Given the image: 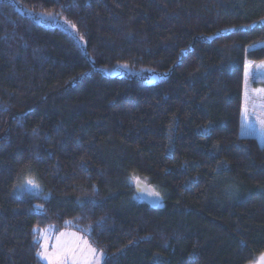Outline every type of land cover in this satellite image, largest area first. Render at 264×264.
<instances>
[{
    "label": "trees",
    "instance_id": "obj_1",
    "mask_svg": "<svg viewBox=\"0 0 264 264\" xmlns=\"http://www.w3.org/2000/svg\"><path fill=\"white\" fill-rule=\"evenodd\" d=\"M247 60L264 61V0H0V264H47L48 227L107 264L255 262ZM122 64L162 76L109 73Z\"/></svg>",
    "mask_w": 264,
    "mask_h": 264
},
{
    "label": "rangeland",
    "instance_id": "obj_2",
    "mask_svg": "<svg viewBox=\"0 0 264 264\" xmlns=\"http://www.w3.org/2000/svg\"><path fill=\"white\" fill-rule=\"evenodd\" d=\"M109 73L112 75L137 76L149 82H154L162 76L157 72L134 68L128 64H122L115 70L109 71ZM242 133L255 135L264 145V61H246ZM40 238L42 241L41 252L46 253L48 257V259H42L47 264H57L62 249L77 246L84 249L85 245L80 243V239L87 241L91 247L97 249L86 236L73 230H63L57 233L53 230V227H48L41 232ZM97 250L102 252L99 249ZM77 256L80 257V264H88L91 260L87 252H84L83 256H80V252H77Z\"/></svg>",
    "mask_w": 264,
    "mask_h": 264
},
{
    "label": "snow or ice",
    "instance_id": "obj_3",
    "mask_svg": "<svg viewBox=\"0 0 264 264\" xmlns=\"http://www.w3.org/2000/svg\"><path fill=\"white\" fill-rule=\"evenodd\" d=\"M73 27L75 26L73 25ZM28 183L32 184L33 182L29 180ZM37 231L39 230L37 229ZM80 243L85 245L84 249H80L79 246L75 248L62 249L60 259L57 264H80V257L77 256V252H80V256H83L84 252L88 253L91 257L88 264H107L108 257L103 252H98L97 249L91 247L85 240L80 239ZM40 255L42 258L48 259L46 253L41 252ZM261 259L264 260V256H262Z\"/></svg>",
    "mask_w": 264,
    "mask_h": 264
},
{
    "label": "water",
    "instance_id": "obj_4",
    "mask_svg": "<svg viewBox=\"0 0 264 264\" xmlns=\"http://www.w3.org/2000/svg\"><path fill=\"white\" fill-rule=\"evenodd\" d=\"M134 189L138 196L146 202L150 207L157 208L160 204V200L158 199L156 193L153 191V189L150 187V185L144 181L142 178H137L135 180ZM264 256V253H262L258 259L251 263V264H264V260L261 259V257Z\"/></svg>",
    "mask_w": 264,
    "mask_h": 264
},
{
    "label": "crops",
    "instance_id": "obj_5",
    "mask_svg": "<svg viewBox=\"0 0 264 264\" xmlns=\"http://www.w3.org/2000/svg\"><path fill=\"white\" fill-rule=\"evenodd\" d=\"M52 232V231H51Z\"/></svg>",
    "mask_w": 264,
    "mask_h": 264
}]
</instances>
